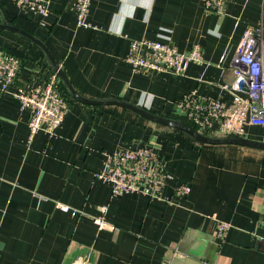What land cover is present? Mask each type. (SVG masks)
Instances as JSON below:
<instances>
[{
	"label": "crops",
	"instance_id": "0c3cea01",
	"mask_svg": "<svg viewBox=\"0 0 264 264\" xmlns=\"http://www.w3.org/2000/svg\"><path fill=\"white\" fill-rule=\"evenodd\" d=\"M49 5L41 15L0 0V22L42 41L79 94L168 116L179 115L176 101L191 91L229 103L223 85L234 77L236 45L246 25L264 27V0H225L221 13L208 12L204 0H91L90 27L77 25L73 0ZM142 38L184 52L199 44L203 62L183 74L135 72L125 57L130 41ZM0 50L21 61L0 96V264H264V149L191 141L121 106L83 103L58 77L62 124L29 139V111L12 93L44 85L55 70L11 29L0 28ZM206 132L228 134L217 122ZM241 134L264 141V126L246 125ZM146 144L172 175L162 197L113 196L95 177L104 153ZM179 184L190 186L184 197L174 195ZM99 216L114 229H99ZM217 222L230 225L223 237Z\"/></svg>",
	"mask_w": 264,
	"mask_h": 264
},
{
	"label": "built area",
	"instance_id": "2783aa9c",
	"mask_svg": "<svg viewBox=\"0 0 264 264\" xmlns=\"http://www.w3.org/2000/svg\"><path fill=\"white\" fill-rule=\"evenodd\" d=\"M19 7L44 15L49 11L50 0H13ZM225 0H204L208 12H223ZM77 25L90 27L88 20L91 0H73ZM264 27L261 22L248 24L235 48L232 62L233 80L223 87L231 93V101L224 103L219 98L202 97L196 91L183 94L176 101L179 116L202 128L205 132L219 123L223 133H242L246 125L264 126ZM135 72L160 71L183 74L192 62H203V51L193 44L186 52L159 39H133L125 57ZM21 61L13 54L0 50V96L13 86ZM20 108L29 111V139L38 131L55 134L66 113V100L57 85L53 73L44 85L31 88L17 87L12 93ZM95 177L105 182L113 196L125 193H140L148 198L162 197L164 187L172 175L167 171L164 159L158 156L151 145L138 148L119 147L104 153L103 168ZM190 186L174 187L176 197H184ZM55 206L76 214L77 209L57 201ZM105 206L103 210H105ZM99 229H114L103 217L94 219ZM229 223L217 222L216 234L223 237Z\"/></svg>",
	"mask_w": 264,
	"mask_h": 264
},
{
	"label": "water",
	"instance_id": "95a60500",
	"mask_svg": "<svg viewBox=\"0 0 264 264\" xmlns=\"http://www.w3.org/2000/svg\"><path fill=\"white\" fill-rule=\"evenodd\" d=\"M0 28H7L15 31L16 33L22 35L24 38L28 39L29 41L36 44L44 54L45 62L49 63L50 66L55 70L57 77L59 78L60 82L65 87L66 91L75 99L87 103V104H97V105H118L125 109H128L148 121L156 123L161 126L170 127L191 141L201 143V144H238L242 146H250L254 148L264 149V141L257 140L252 138L244 137L240 133H228L224 135H214L205 132L202 128H194L186 123L179 117L176 116H168L162 115L159 113H154L149 111L148 109L136 105L134 103L128 102L126 100L120 98H90L84 95L79 94L74 90L71 83L67 79L63 69L60 67L59 63L53 58L50 51L47 49L44 43L34 37L32 34L28 33L27 31L15 26L14 24L8 23L3 19L0 22ZM264 243V241H262Z\"/></svg>",
	"mask_w": 264,
	"mask_h": 264
},
{
	"label": "trees",
	"instance_id": "16d2710c",
	"mask_svg": "<svg viewBox=\"0 0 264 264\" xmlns=\"http://www.w3.org/2000/svg\"><path fill=\"white\" fill-rule=\"evenodd\" d=\"M60 90H61V89H60ZM61 92H62V90H61ZM175 116L181 118V119L184 120L186 123H188L190 126L196 128L195 125H193L192 123H190L189 121H187V120H186L185 118H183L182 116H179V115H175Z\"/></svg>",
	"mask_w": 264,
	"mask_h": 264
}]
</instances>
